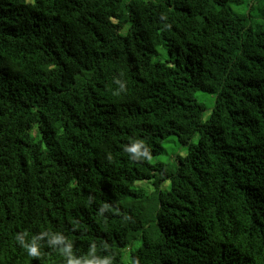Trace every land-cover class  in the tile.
Instances as JSON below:
<instances>
[{
  "label": "trees",
  "instance_id": "16d2710c",
  "mask_svg": "<svg viewBox=\"0 0 264 264\" xmlns=\"http://www.w3.org/2000/svg\"><path fill=\"white\" fill-rule=\"evenodd\" d=\"M0 264H264V0H0Z\"/></svg>",
  "mask_w": 264,
  "mask_h": 264
},
{
  "label": "rangeland",
  "instance_id": "374dc122",
  "mask_svg": "<svg viewBox=\"0 0 264 264\" xmlns=\"http://www.w3.org/2000/svg\"><path fill=\"white\" fill-rule=\"evenodd\" d=\"M198 99L200 100V102L201 101L205 102V101L209 100L210 98L208 97V95H205V96L199 95ZM208 114H209V111L205 115L206 118H207ZM174 149H175V147L167 146V150H168L169 154L173 153Z\"/></svg>",
  "mask_w": 264,
  "mask_h": 264
}]
</instances>
